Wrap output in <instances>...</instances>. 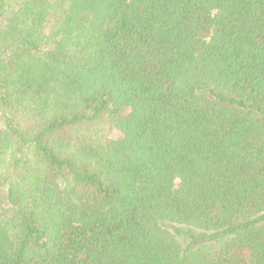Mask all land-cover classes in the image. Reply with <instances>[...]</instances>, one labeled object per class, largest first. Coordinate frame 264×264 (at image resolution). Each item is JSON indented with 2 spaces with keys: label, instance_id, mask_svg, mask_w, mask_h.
Returning a JSON list of instances; mask_svg holds the SVG:
<instances>
[{
  "label": "trees",
  "instance_id": "16d2710c",
  "mask_svg": "<svg viewBox=\"0 0 264 264\" xmlns=\"http://www.w3.org/2000/svg\"><path fill=\"white\" fill-rule=\"evenodd\" d=\"M0 264H264V0H0Z\"/></svg>",
  "mask_w": 264,
  "mask_h": 264
}]
</instances>
